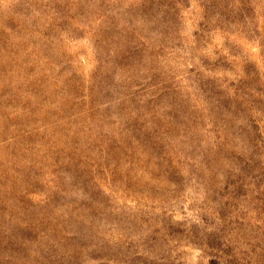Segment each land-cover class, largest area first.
Here are the masks:
<instances>
[{
    "label": "rangeland",
    "instance_id": "374dc122",
    "mask_svg": "<svg viewBox=\"0 0 264 264\" xmlns=\"http://www.w3.org/2000/svg\"><path fill=\"white\" fill-rule=\"evenodd\" d=\"M0 264H264V0H0Z\"/></svg>",
    "mask_w": 264,
    "mask_h": 264
}]
</instances>
